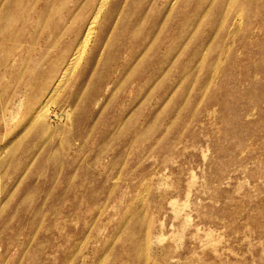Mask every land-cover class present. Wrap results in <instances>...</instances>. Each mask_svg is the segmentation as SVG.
<instances>
[{
    "label": "rangeland",
    "instance_id": "374dc122",
    "mask_svg": "<svg viewBox=\"0 0 264 264\" xmlns=\"http://www.w3.org/2000/svg\"><path fill=\"white\" fill-rule=\"evenodd\" d=\"M144 1L123 0L100 76L75 91L77 70L36 118L98 0L16 3L0 264H264V0Z\"/></svg>",
    "mask_w": 264,
    "mask_h": 264
},
{
    "label": "bare ground",
    "instance_id": "6f19581e",
    "mask_svg": "<svg viewBox=\"0 0 264 264\" xmlns=\"http://www.w3.org/2000/svg\"><path fill=\"white\" fill-rule=\"evenodd\" d=\"M20 1H22V0H0V46L2 44L1 41L4 37V35H3V32H5L4 29L8 28V25L10 24V17L12 15H14L15 13L26 8V6L23 2L22 8L19 11H17V4L16 3L20 2ZM12 2L15 3V6L13 5ZM124 6L126 7V4L124 5L123 0H116L114 2L109 1V0H98L96 6L94 8V12H93V14H92L87 26H86V29H85L80 41H79V44L77 45L75 50L72 52V54L69 57V59L67 60V62L65 63V65H64L60 75L58 76L57 80L54 82L53 86L48 91L47 95L45 96V99L43 100L42 105L40 104L41 106H39L36 109V111H34V113H33L34 117L33 118H36V115H39V117H40V114H42L44 111H46L44 109L47 107L45 104L48 103L49 100L51 101V98H52V100L54 99V96L58 94V92L61 90L62 86H64L66 80L69 78V76L72 75L73 73H75L77 70H79L77 73V77L75 78V81H73L74 84L71 85V88L72 89L74 88L75 91L83 88L84 83L89 81L87 79L90 77V75L91 76H93V75L94 76L95 75L100 76V72L96 74L95 71L99 67L101 69L106 68L107 64L110 63L109 61L111 60V58H109V55L106 54V51L109 52V50L113 49L112 43H113V40L115 38V35L118 32L117 26L121 22V15H122L121 11H122ZM142 11L143 10H141V12ZM165 16L163 17V19L161 21H165V19H164ZM127 17L128 16H126V18ZM161 21L159 19L157 20V22H161ZM122 23L123 22H121V25H122ZM131 23L132 22L130 20L127 21L120 34H123V36H125V37L129 36L130 35L129 30L131 28ZM107 30L109 31V34L106 35ZM184 30H185V28H184ZM146 32H147V30H146ZM182 37H183V35H182ZM105 40H106V42H105ZM120 46H121V44H120ZM177 46H179V44ZM137 51L138 50H134L133 53L129 54L130 56L127 55V60H125V59L123 61L120 60L121 61L119 63V69L120 70L123 71V70L134 65V63L137 61V58L139 56L137 54ZM172 53H173V51H172ZM105 54L107 56H104ZM123 54H125V53H123ZM107 83H109V81ZM44 106H46V107H44ZM65 110L67 111V109H65ZM39 120L42 121L44 119L41 118ZM36 121H37V119H36ZM45 134H46V126H45V123L43 122V123L38 125L37 131H35L33 133V136H35L37 138H39V137L45 138ZM56 152H57V150H55V153Z\"/></svg>",
    "mask_w": 264,
    "mask_h": 264
}]
</instances>
